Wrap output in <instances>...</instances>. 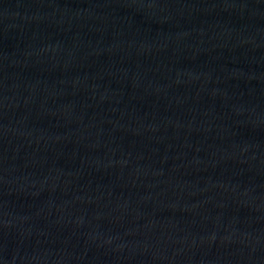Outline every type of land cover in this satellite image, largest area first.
Returning a JSON list of instances; mask_svg holds the SVG:
<instances>
[{"label": "water", "instance_id": "water-1", "mask_svg": "<svg viewBox=\"0 0 264 264\" xmlns=\"http://www.w3.org/2000/svg\"><path fill=\"white\" fill-rule=\"evenodd\" d=\"M0 264H264V0H0Z\"/></svg>", "mask_w": 264, "mask_h": 264}]
</instances>
